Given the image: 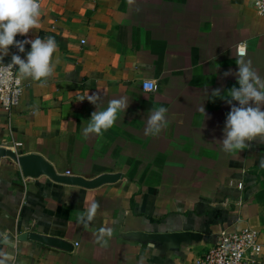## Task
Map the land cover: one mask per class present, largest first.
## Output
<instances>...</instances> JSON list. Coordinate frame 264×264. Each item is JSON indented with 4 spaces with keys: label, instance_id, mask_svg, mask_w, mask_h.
Segmentation results:
<instances>
[{
    "label": "crops",
    "instance_id": "1",
    "mask_svg": "<svg viewBox=\"0 0 264 264\" xmlns=\"http://www.w3.org/2000/svg\"><path fill=\"white\" fill-rule=\"evenodd\" d=\"M39 1V27L16 39L54 36L55 71L43 87L23 80L19 105L0 104V147L40 154L58 173L122 178L87 188L25 177L17 162L1 157L0 232L13 245L0 241V261L194 264L220 230L251 226L260 233L264 264V140L230 153L221 144L231 110L227 91L239 87L235 75L224 73L238 71V45H246L244 59L264 78V18L253 0ZM30 50L26 44L21 57ZM153 80L157 89L145 91L144 81ZM214 89L221 95L212 96ZM93 93L100 95L97 106L86 99ZM120 97L127 110L102 135L85 138L92 112ZM159 107L168 110L167 127L146 136ZM93 200L100 206L85 228L77 217ZM102 227L113 233L105 246L96 242ZM184 231L201 238H154ZM23 232L73 246L19 240Z\"/></svg>",
    "mask_w": 264,
    "mask_h": 264
},
{
    "label": "clouds",
    "instance_id": "2",
    "mask_svg": "<svg viewBox=\"0 0 264 264\" xmlns=\"http://www.w3.org/2000/svg\"><path fill=\"white\" fill-rule=\"evenodd\" d=\"M132 0H129L131 3ZM259 6V0H257ZM264 14V11L261 12ZM41 15L39 0H0V82L6 83L10 79L8 69L15 67L20 79L26 81H40L41 87L45 86L47 79L54 73L56 64L53 63V54L58 45L54 36L35 39L17 40V34L26 36L30 30L39 27L38 21ZM30 44L31 50L26 53V59L21 55L13 54L11 63L5 65L3 57L8 54L10 46H14L20 53L25 52V45ZM247 55L246 45L238 46V71L233 73L231 69L224 76L235 75L239 87H231L227 91L226 103L231 105L227 113L224 136L221 140L222 150L234 152L243 150L246 142L260 138L264 140V78L253 69L251 60H245ZM59 63V60L56 61ZM18 66V67H17ZM155 80H153V85ZM153 85L145 87V91H155ZM212 96H220V89L212 90ZM85 98L81 99L84 100ZM86 99L97 106L100 100L98 93L88 95ZM233 101L238 102L237 104ZM129 102L125 97L114 98L108 102L103 111H94L89 119L88 126L83 130L85 138L91 134L102 135L103 131L111 128L116 120L118 112L127 110ZM167 109L159 107L154 109L147 120L144 129L145 135H158L167 127ZM206 117L204 106L199 109ZM264 167V161H261ZM99 203L93 200L86 211L77 217V223L85 228L94 220ZM111 228H100L96 235V242L102 246L107 244L104 238L112 236ZM3 264V261H0Z\"/></svg>",
    "mask_w": 264,
    "mask_h": 264
},
{
    "label": "built area",
    "instance_id": "3",
    "mask_svg": "<svg viewBox=\"0 0 264 264\" xmlns=\"http://www.w3.org/2000/svg\"><path fill=\"white\" fill-rule=\"evenodd\" d=\"M253 6L257 13L264 18V14H261L264 11V0H259V6L257 0H253ZM13 54L20 55V52L15 48ZM11 57L3 63L10 64ZM8 72L10 79L6 83L0 82V104L10 110L13 106L21 103L25 83L23 79H20L15 67L9 68ZM148 85H153V81H144V88ZM153 86L157 89L156 83ZM66 173L72 174L69 170ZM239 185L242 187V183ZM262 251L263 244L260 241V233L255 228L251 226L233 230L223 228L217 234V240L197 257L194 264H259Z\"/></svg>",
    "mask_w": 264,
    "mask_h": 264
},
{
    "label": "water",
    "instance_id": "4",
    "mask_svg": "<svg viewBox=\"0 0 264 264\" xmlns=\"http://www.w3.org/2000/svg\"><path fill=\"white\" fill-rule=\"evenodd\" d=\"M3 156H7L12 160H14L15 162H17L20 165L22 173L25 177H39L41 175H47L56 181H60L72 185H80L87 188L97 187L104 183L115 182L120 178H122L121 173L102 174L94 179H86L83 176H78V175H68V174L58 173L55 170L54 166L40 154H36V153L18 154L15 150L0 147V160L1 157ZM29 238L54 247H59L64 249H69L73 246V244L67 242L62 238H58L55 236H48L38 232H23L18 235L19 240H26ZM154 238H157L159 240H169V241L178 242L185 238L200 239L201 235L194 232L184 231V232H173L169 234H157L155 235ZM0 241L3 244L13 245L12 242L7 240L6 238H3L1 232H0Z\"/></svg>",
    "mask_w": 264,
    "mask_h": 264
}]
</instances>
